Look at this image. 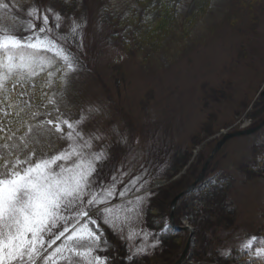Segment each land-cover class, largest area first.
Returning a JSON list of instances; mask_svg holds the SVG:
<instances>
[{
  "label": "rangeland",
  "instance_id": "1",
  "mask_svg": "<svg viewBox=\"0 0 264 264\" xmlns=\"http://www.w3.org/2000/svg\"><path fill=\"white\" fill-rule=\"evenodd\" d=\"M37 2L86 21L83 47L73 48L80 68L65 115L76 118L80 105L99 107L86 127L106 134L99 142L110 153L104 178L123 165L148 181L147 243H155L153 237L160 243L139 264H173L186 247L190 233L173 229L172 213L177 225L193 231L186 264H248L239 245L252 236L257 245L264 239V128L228 142L174 211L170 203L199 176L224 132L264 118V0ZM27 19L26 12L0 9V30L22 27ZM103 227L125 256L124 242ZM220 249L231 253L227 260Z\"/></svg>",
  "mask_w": 264,
  "mask_h": 264
},
{
  "label": "snow or ice",
  "instance_id": "2",
  "mask_svg": "<svg viewBox=\"0 0 264 264\" xmlns=\"http://www.w3.org/2000/svg\"><path fill=\"white\" fill-rule=\"evenodd\" d=\"M0 9L28 18L22 27L0 30V264H139L160 243L155 237L147 243L148 181L123 165L104 178L110 153L99 142L106 134L86 127L99 107L80 105L76 118L65 115L80 68L73 48L83 47L86 21L37 0H0ZM150 19L146 15L144 22ZM104 225L124 242L125 256ZM254 245L252 236L239 249L247 252L248 264H264V239ZM109 250L111 256L97 254ZM218 251L225 260L231 255Z\"/></svg>",
  "mask_w": 264,
  "mask_h": 264
},
{
  "label": "water",
  "instance_id": "3",
  "mask_svg": "<svg viewBox=\"0 0 264 264\" xmlns=\"http://www.w3.org/2000/svg\"><path fill=\"white\" fill-rule=\"evenodd\" d=\"M242 134H245L244 132H242V133H236V134H234V135H228V136H226L221 142H220V144L218 145V147L215 149V151H214V153L228 140V139H230V138H232L233 136H238V135H242ZM213 153V154H214ZM208 164V163H207ZM207 166V165H206ZM206 169H207V167H205L204 168V170H203V172H202V174L199 176V178L196 180V182L194 183V184H192L188 189H187V191H185V192H183V193H181V194H179L177 197H175V199L173 200V202H172V208L174 209V207H175V205H176V203H177V201L183 196V195H185L187 192H189V191H191L193 188H195L196 187V185H197V183L203 178V176H204V174H205V172H206ZM171 219H172V222L174 223V217H173V213H172V215H171ZM180 230H183V231H188V230H190L188 227H181V228H179ZM191 240V239H190ZM189 240V241H190ZM188 248H189V243L187 244V246H186V248H185V250H184V253H183V255H182V257L175 263V264H182L183 263V259L185 258V256H186V254H187V251H188Z\"/></svg>",
  "mask_w": 264,
  "mask_h": 264
}]
</instances>
